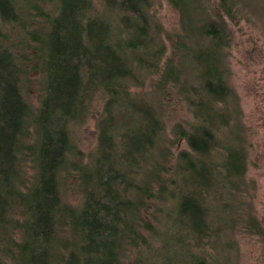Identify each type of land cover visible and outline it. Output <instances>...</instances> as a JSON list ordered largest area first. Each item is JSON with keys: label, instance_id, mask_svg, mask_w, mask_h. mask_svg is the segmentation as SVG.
Masks as SVG:
<instances>
[{"label": "trees", "instance_id": "16d2710c", "mask_svg": "<svg viewBox=\"0 0 264 264\" xmlns=\"http://www.w3.org/2000/svg\"><path fill=\"white\" fill-rule=\"evenodd\" d=\"M51 1L0 0V264H238L237 228L264 250V224L238 197L248 145L223 53L235 0H167L180 19L169 47L153 0ZM97 94L83 161L75 127ZM171 99L189 111L172 135Z\"/></svg>", "mask_w": 264, "mask_h": 264}, {"label": "rangeland", "instance_id": "374dc122", "mask_svg": "<svg viewBox=\"0 0 264 264\" xmlns=\"http://www.w3.org/2000/svg\"><path fill=\"white\" fill-rule=\"evenodd\" d=\"M35 1L48 9L53 5L51 0ZM94 3L97 10L102 9L100 0H95ZM150 13L152 18L161 24L169 47L172 37L179 28V12L167 0H153ZM226 20L230 36L229 45L223 50L228 67L227 81L237 96L240 109L237 118L248 145L246 179L242 186V196L238 197L244 203L250 201L251 205L255 206L253 207L255 214L264 224V0H235L234 16L231 19L226 17ZM26 61H29L28 66H32V60L27 57ZM40 74L30 70L23 82V89L27 92L26 96L34 110L39 106L42 91ZM149 87L147 83L133 90H147ZM102 104L103 96L97 94L84 122L75 127L74 139L83 152L81 155L83 161L95 149L97 143L95 122ZM163 110L166 130L172 135V126L188 117L187 103L171 99ZM177 145L178 148L186 146L183 140ZM27 171L31 173V169ZM64 196L72 205L79 204L81 194L72 179L67 180ZM239 206L237 213L241 210L244 212L245 207ZM234 235L239 244L238 264H264L263 244L256 235L248 234L239 228L235 230Z\"/></svg>", "mask_w": 264, "mask_h": 264}]
</instances>
